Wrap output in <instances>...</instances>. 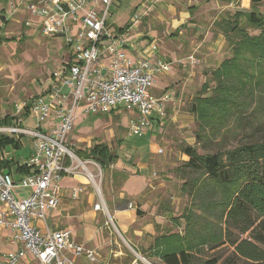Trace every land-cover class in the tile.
Instances as JSON below:
<instances>
[{"label": "rangeland", "instance_id": "1", "mask_svg": "<svg viewBox=\"0 0 264 264\" xmlns=\"http://www.w3.org/2000/svg\"><path fill=\"white\" fill-rule=\"evenodd\" d=\"M4 1L6 7L0 17V119L18 116V105L45 92L51 83V74L68 60L60 39L44 38L37 30L23 26L9 8V0ZM141 1L113 0L106 28L113 35L118 30L128 29L134 37L139 32H143L142 36L149 31L157 32L159 51L167 49L168 41L162 39L173 40L174 35L175 39L181 38L174 23L187 6L192 7L196 2L206 8L195 16L199 24L203 23L204 30L191 33L196 35L193 45L201 42L209 30L220 34L216 23L226 19L228 14L232 17L238 11H256L264 17V0L256 4L251 0H148L144 3L146 16H143ZM211 5H218L220 9L209 10ZM170 6L175 8V14L168 10ZM136 14L141 17L133 23L132 18ZM5 39L15 41L4 42ZM183 41L184 38L174 45L180 47ZM221 51L227 57L231 55L226 42ZM214 69L207 68L196 77L191 83L193 87H188L189 92L179 98L180 102L176 100L165 105L161 119L152 120L150 129L142 137L126 134L131 117L123 104L110 114L94 116L78 113L68 135L69 148L85 150L102 143L117 154L118 161L114 165L108 164L102 172L95 163L81 161L72 151L75 158L86 164V172L79 169L80 175L85 178L87 172L91 173L95 184L88 181L86 185H78L84 189L75 199L69 193L67 196L63 194L57 210L45 213L49 227L69 230L73 239L96 250L102 261L109 264H129L134 259L133 250L149 264H163L150 248L154 239L162 236L165 238L161 240L159 251L183 247L192 251L197 261L218 258L217 264H224L231 248L212 247L220 241L218 218L221 203L228 198L229 190L208 180L202 173L182 175L178 169L187 160L183 150L191 147L199 154L214 153L233 148L247 139L264 140V126H258L264 117L256 118L254 123L248 122V127H244L242 119L250 117V112L242 113L241 106L236 108L234 115L227 112L217 118L219 111L213 108L212 103L198 104V100H208L219 93L225 96L227 92L219 91L220 84L212 74ZM148 92L157 96L153 88ZM194 105L197 108L195 112L192 110ZM213 121L217 122L210 127ZM22 122L26 128L33 126L31 119H22ZM19 140L22 148L8 151L14 163L23 162L25 155H28L27 159L32 156L29 152L32 139L20 136ZM140 163H146L148 167L145 196L133 200L126 196L120 198L123 187L130 198L140 193L137 184L142 185L143 179L140 175L136 176ZM129 175L132 178L124 183ZM60 184V187L68 188V192L76 183L72 178L65 177ZM13 193L21 201L27 199L31 191L15 187ZM97 202L103 204L104 213L93 215L90 211ZM129 204L141 215L136 216L132 224L125 222L127 230L123 232V222L115 214L116 210L128 209ZM174 235L180 236L179 241L172 238ZM119 251L122 255L114 257Z\"/></svg>", "mask_w": 264, "mask_h": 264}, {"label": "built area", "instance_id": "2", "mask_svg": "<svg viewBox=\"0 0 264 264\" xmlns=\"http://www.w3.org/2000/svg\"><path fill=\"white\" fill-rule=\"evenodd\" d=\"M112 2L8 1L23 26L37 30L44 38L60 39L68 60L51 74L45 92L18 105L12 125L0 126L1 135L14 139L27 136L33 141L32 156L23 162L33 168L31 174L15 180L0 172V239L7 247L0 252V264H109L96 251L73 239L69 230L49 227L45 213L59 206L62 177L86 170V164L75 158L67 145L78 113L110 114L123 104L131 117L126 134L142 137L150 129L152 118L164 109L166 99L152 96L148 90L155 73L167 71L169 63L160 61L154 67L147 60L134 61L126 55L125 36L129 30H118L113 35L106 28ZM140 6L146 15L145 6ZM140 17L133 16V23ZM185 60L190 66L197 65L195 53ZM22 119H31L33 126L24 127ZM9 155L4 153V157ZM85 180L95 184L89 172ZM15 187L30 189V196L17 200ZM82 191L75 187L71 198ZM128 209H132L131 204ZM93 211L104 213L103 204L95 203ZM133 253L129 264H149ZM120 255L121 251L113 256Z\"/></svg>", "mask_w": 264, "mask_h": 264}, {"label": "trees", "instance_id": "3", "mask_svg": "<svg viewBox=\"0 0 264 264\" xmlns=\"http://www.w3.org/2000/svg\"><path fill=\"white\" fill-rule=\"evenodd\" d=\"M259 1L251 0L253 4ZM216 25L231 55L223 59L212 74L220 84L219 91L227 92L225 96L219 93L197 102L212 103L219 111L217 118L227 112L234 115L236 108L241 106L242 113L250 112V117L242 119L244 127H248V122L252 124L256 118L264 117V17L256 11H238L232 17L228 14ZM9 41L15 40H4ZM196 109V105L192 106L194 112ZM13 120L12 116H5L0 119V126H10ZM258 126H264V121ZM21 148L19 139L0 134V172L14 179L33 172L32 167L4 157L5 152ZM71 151L81 161L95 163L102 172L108 164L114 165L118 161L117 154L102 143ZM183 152L187 160L178 169L182 175L202 173L208 180L229 190L228 198L221 203L218 218L220 241L212 249L231 248L224 264H264V140L247 139L233 148L214 153L199 154L191 147L184 148ZM135 214L141 215L138 209ZM179 237L174 235L172 238L179 241ZM163 238H155L150 247L163 264H217L219 261L218 258L197 261L195 254L183 247L159 251Z\"/></svg>", "mask_w": 264, "mask_h": 264}, {"label": "crops", "instance_id": "4", "mask_svg": "<svg viewBox=\"0 0 264 264\" xmlns=\"http://www.w3.org/2000/svg\"><path fill=\"white\" fill-rule=\"evenodd\" d=\"M146 2H148V0H142L141 4L144 5V3L146 4ZM5 7H6V2L4 0H0V17L3 16V12L1 11L5 10ZM205 8L206 7L200 6V3L196 2L192 5V7L187 6L186 8L187 10L181 12V17H179L176 23H174V27L176 28V30H179L178 33L181 36V38L179 37V39L178 38L175 39L176 36L174 35L173 40L162 39L164 40V42L168 41V43L166 44L167 49L163 48V51L162 50L159 51L158 40L156 39L158 36L157 32L149 31L147 34H145L146 36H142L143 34L141 33L143 32H139L137 33L138 36L136 35L134 37V35L131 34L130 31H128V33L125 36L124 52L132 60L134 61L140 59L147 60L154 67H157L158 62L160 61L169 63V68L167 69V71L155 73L151 87L157 91L156 92L157 96L155 97L166 99L165 102L166 106L172 104L173 102H176V100H178L177 102H180L179 98L182 97L183 93L189 92L188 87L189 88L193 87L191 83L196 79V77L198 78L201 74H203L204 70L207 68L210 67L216 68L219 65V63L227 57L226 53L224 51L223 52L221 51V49L224 47V42H225L221 33L216 35L210 32L209 30L206 32L205 38L201 42L193 45V43L195 42L194 39L196 38V35L192 36L191 33L198 29L204 30L203 23L199 24V21H196V18L198 17L195 16L196 14L198 16V14L200 13L199 11ZM219 9L220 7L218 5L216 7L215 5H211V7H209V10L212 11ZM168 10L171 13L175 14L174 7L170 6ZM217 12L220 13V11ZM188 30L189 33H187ZM210 35H212V37H210ZM183 38L185 39V41H183V44H180L181 45L180 47H176L174 43L176 41H178V43H181V40ZM171 45L173 46L171 47ZM153 46H155L156 49H153ZM192 53H195V57L197 59V65L190 66V64L185 60V58ZM180 59L182 61L179 63L178 60L180 61ZM175 97H178V99L177 98L175 99ZM161 116L162 114L155 115L152 118V120H155V118L159 120L161 119ZM32 151L33 149L31 147V150L29 152L32 153ZM26 157H28V155H25V157L22 158L23 162L27 159ZM137 168L139 172L136 176L140 175L142 176L141 178L143 179L142 185L137 184L138 186L137 190L139 189L140 193L135 194L133 198H130L129 195L126 194L125 188L123 187L122 193H119L120 198L122 196H126L129 200H133L141 197L143 198L145 196L143 192L147 187L148 167L146 163H140L137 165ZM65 177L72 178V180L76 184L75 186L71 187L68 192H66L67 191L66 189L68 188H64V186L62 185L61 197L63 194L66 196L68 193L70 194L71 190L74 189L75 187H78V185L83 186L87 184L85 178L80 174H76L75 176H63L62 179ZM131 178L132 175H129L127 178H125L124 183H127ZM90 212H92L91 214L95 215L94 211H90ZM115 216H117L118 220L123 222L122 223L123 232H126L127 230L125 226V222L132 224V222L134 223L136 219L135 211L126 208L121 210H116ZM6 250L7 247L5 246L3 239H0V252H5Z\"/></svg>", "mask_w": 264, "mask_h": 264}]
</instances>
